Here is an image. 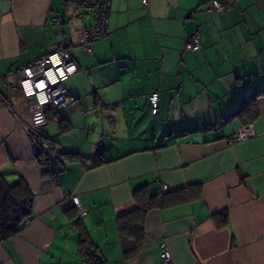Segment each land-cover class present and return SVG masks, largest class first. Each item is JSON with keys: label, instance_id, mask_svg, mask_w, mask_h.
Segmentation results:
<instances>
[{"label": "crops", "instance_id": "obj_1", "mask_svg": "<svg viewBox=\"0 0 264 264\" xmlns=\"http://www.w3.org/2000/svg\"><path fill=\"white\" fill-rule=\"evenodd\" d=\"M82 1L0 0V78L60 40L78 66L64 81L67 106L47 107L33 137L23 98L0 82V174L33 193L31 218L0 241V264H88L80 231L102 264H168L162 241L172 264H264V0H226L217 14L208 0H110L108 32L90 53L78 43L93 24ZM196 31L200 47L187 50ZM243 126L253 134L230 143ZM141 186L190 196L151 209L139 253L124 258L116 217Z\"/></svg>", "mask_w": 264, "mask_h": 264}, {"label": "built area", "instance_id": "obj_2", "mask_svg": "<svg viewBox=\"0 0 264 264\" xmlns=\"http://www.w3.org/2000/svg\"><path fill=\"white\" fill-rule=\"evenodd\" d=\"M84 7L86 13L91 14L93 24L81 29L79 37L80 47L90 53L91 44L96 39L105 36L108 32L107 22L110 0H84L77 4ZM230 9L226 0H208L206 10L210 13H221ZM67 18V14L57 15L52 18L60 22ZM199 32H194L185 42L187 50L199 49ZM78 66L69 51L65 41L54 43L49 51L36 60L26 64L11 75V79L0 78V82L13 93H19L25 102L30 118V126L25 129L30 136L37 134V129L46 124L45 110L47 107L61 109L68 104L64 81L75 74ZM151 112H158V93L152 92L148 97ZM253 134L249 126H243L229 138L230 143L240 141ZM166 190V186H162ZM72 203L78 208L80 216L86 212L81 209L78 197L71 196ZM160 257L168 264H172V257L168 245L160 242Z\"/></svg>", "mask_w": 264, "mask_h": 264}, {"label": "trees", "instance_id": "obj_3", "mask_svg": "<svg viewBox=\"0 0 264 264\" xmlns=\"http://www.w3.org/2000/svg\"><path fill=\"white\" fill-rule=\"evenodd\" d=\"M242 113H247V109L244 111L239 109L236 114L241 115ZM248 115L255 117L257 111L249 112ZM46 144L37 142L36 146L37 157L44 171H47L48 160L47 155L43 152V146ZM194 187L196 188L194 193L199 194V186ZM186 191V189H180L174 193L159 195L150 193L146 186H141L133 191V207L116 217L117 229L123 242L124 258H132L139 253L145 240L144 223L147 213L151 209L188 199L190 195ZM32 203L33 193L24 179L19 178L16 182L9 184L0 174V241L14 236L22 229L24 223L31 218ZM214 219L218 224L225 223L227 212L214 214ZM78 253L88 264H102L103 260L98 248L92 244L85 231L79 233Z\"/></svg>", "mask_w": 264, "mask_h": 264}, {"label": "rangeland", "instance_id": "obj_4", "mask_svg": "<svg viewBox=\"0 0 264 264\" xmlns=\"http://www.w3.org/2000/svg\"><path fill=\"white\" fill-rule=\"evenodd\" d=\"M12 106H13V110L18 113L19 112V108H20L19 103L14 100L13 103H12ZM26 123L28 125H30V121L29 120H26ZM36 140L38 141V138H36Z\"/></svg>", "mask_w": 264, "mask_h": 264}]
</instances>
